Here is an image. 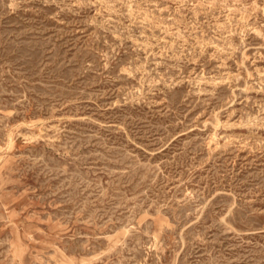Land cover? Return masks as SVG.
<instances>
[{
	"label": "rangeland",
	"instance_id": "1",
	"mask_svg": "<svg viewBox=\"0 0 264 264\" xmlns=\"http://www.w3.org/2000/svg\"><path fill=\"white\" fill-rule=\"evenodd\" d=\"M0 264H264V0H0Z\"/></svg>",
	"mask_w": 264,
	"mask_h": 264
}]
</instances>
